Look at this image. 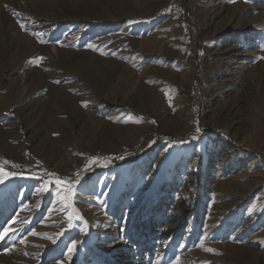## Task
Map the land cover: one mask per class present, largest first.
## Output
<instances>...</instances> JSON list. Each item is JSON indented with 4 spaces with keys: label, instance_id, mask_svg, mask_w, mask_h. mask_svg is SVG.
Here are the masks:
<instances>
[{
    "label": "rangeland",
    "instance_id": "374dc122",
    "mask_svg": "<svg viewBox=\"0 0 264 264\" xmlns=\"http://www.w3.org/2000/svg\"><path fill=\"white\" fill-rule=\"evenodd\" d=\"M0 180V264H264V0H0Z\"/></svg>",
    "mask_w": 264,
    "mask_h": 264
},
{
    "label": "trees",
    "instance_id": "16d2710c",
    "mask_svg": "<svg viewBox=\"0 0 264 264\" xmlns=\"http://www.w3.org/2000/svg\"><path fill=\"white\" fill-rule=\"evenodd\" d=\"M158 139V135L156 130L154 129L152 133L142 137L137 142L132 143L130 146H128L124 151H122L119 154H102L106 158H110L112 161H117L118 159L122 157H128L132 159H137L139 156L146 153L152 146V142L156 141Z\"/></svg>",
    "mask_w": 264,
    "mask_h": 264
},
{
    "label": "snow or ice",
    "instance_id": "6c2138e0",
    "mask_svg": "<svg viewBox=\"0 0 264 264\" xmlns=\"http://www.w3.org/2000/svg\"><path fill=\"white\" fill-rule=\"evenodd\" d=\"M21 26V28L23 29L24 28V25L23 24H21L20 25ZM89 47H91V46H89ZM7 163V162H6ZM3 181L2 180H0V183H2ZM57 183H61L60 181H57ZM70 218V217H69ZM8 231H9V229L8 228H5L4 230H3V233H0V239H3L4 238V236L8 233ZM33 235H35V233H33ZM72 249H69V251H71ZM206 251H212L211 249H206ZM155 264H160V260H157L156 262H155Z\"/></svg>",
    "mask_w": 264,
    "mask_h": 264
},
{
    "label": "bare ground",
    "instance_id": "6f19581e",
    "mask_svg": "<svg viewBox=\"0 0 264 264\" xmlns=\"http://www.w3.org/2000/svg\"><path fill=\"white\" fill-rule=\"evenodd\" d=\"M64 41H66V40H64ZM67 42H68V41H67ZM96 67H97V66H96ZM98 68H99V67H98ZM117 68H118V67H117ZM118 69H119V68H118ZM98 71H99V70H98ZM92 76H93V75H92ZM70 77H71V76H70ZM75 77H76V76H75ZM73 78H74V77H73ZM68 80H69V79H68ZM126 80H128V79H126ZM126 80H125V81H126ZM58 81H59V80H58ZM69 81H70V80H69ZM125 81H124V82H125ZM183 81H184V80H183ZM117 82H119V81H117ZM121 82H122V81H121ZM122 86H123V85H122ZM120 88H121V87H120ZM140 90H141V89H140ZM74 92H75V91H74ZM113 95H114V94H113ZM79 97H80V96H79ZM146 100H147V99H146ZM146 100H145V101H146ZM79 101H80V100H79ZM59 102H60V103H64V102H61V101H59ZM83 102H84V101H83ZM80 105H81V104H80ZM130 105H131V104H130ZM58 106H59V105H58ZM48 107H49V106H48ZM48 107H47V108H48ZM70 107H71V106H70ZM59 108H60V107H59ZM79 109H80V108H79ZM59 111H60V109H59ZM61 111H62V110H61ZM72 111H73V110H72ZM51 112H52V111H51ZM56 112H58V111H56ZM74 112H75V111H74ZM51 115H52V114H51ZM77 116H78V115H77ZM17 148H19L18 145H17Z\"/></svg>",
    "mask_w": 264,
    "mask_h": 264
},
{
    "label": "water",
    "instance_id": "95a60500",
    "mask_svg": "<svg viewBox=\"0 0 264 264\" xmlns=\"http://www.w3.org/2000/svg\"><path fill=\"white\" fill-rule=\"evenodd\" d=\"M169 140L173 141L174 139L172 138V139H169Z\"/></svg>",
    "mask_w": 264,
    "mask_h": 264
}]
</instances>
